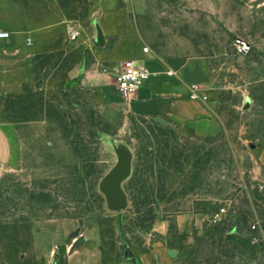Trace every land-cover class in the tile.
I'll return each mask as SVG.
<instances>
[{
  "label": "rangeland",
  "instance_id": "1",
  "mask_svg": "<svg viewBox=\"0 0 264 264\" xmlns=\"http://www.w3.org/2000/svg\"><path fill=\"white\" fill-rule=\"evenodd\" d=\"M65 28L49 35L34 74L3 80L0 125L13 158L0 172V264H68L79 231L103 264H130L163 244L187 248L182 264H264V0H61ZM35 23L58 12L33 0ZM101 30L103 44L96 41ZM69 30L77 38H69ZM237 37L251 48L238 54ZM144 48L156 60L206 59L202 85L222 132L131 113L117 74ZM22 81V82H21ZM112 85L108 92L105 86ZM116 89V90H115ZM130 148L128 205L111 210L99 190ZM226 205V216L209 219ZM189 215L180 231L177 215ZM167 221L166 233L154 230Z\"/></svg>",
  "mask_w": 264,
  "mask_h": 264
},
{
  "label": "crops",
  "instance_id": "2",
  "mask_svg": "<svg viewBox=\"0 0 264 264\" xmlns=\"http://www.w3.org/2000/svg\"><path fill=\"white\" fill-rule=\"evenodd\" d=\"M46 2L56 5L58 13L47 15L41 22L35 23L33 0H0V30L9 32L7 37L0 38V92L4 91L3 80L14 77L19 82L21 77H31L34 74V59L47 49L49 35L65 28L60 14L61 0ZM134 60L150 72V77L137 92L124 99L131 113L189 128L199 137L212 138L222 132V121L212 103L188 97L187 85L197 83L202 86L207 80L209 67L206 59L156 60L143 49ZM167 69L175 70V75H168ZM111 86H105L110 93ZM116 93L122 97L118 89ZM12 158L11 140L0 125V172L10 165ZM259 162L264 167V149L261 150ZM189 215L176 217L181 232L188 229ZM168 226L167 221L155 222L154 230L166 233ZM70 237L74 240V247L67 257L68 264H103L102 251L98 246L76 250L84 239L79 231L73 232ZM187 248H174L161 243L138 256L127 255L126 260L130 264H182ZM169 249L175 250V254H170ZM57 257H54L53 264H57Z\"/></svg>",
  "mask_w": 264,
  "mask_h": 264
},
{
  "label": "built area",
  "instance_id": "3",
  "mask_svg": "<svg viewBox=\"0 0 264 264\" xmlns=\"http://www.w3.org/2000/svg\"><path fill=\"white\" fill-rule=\"evenodd\" d=\"M8 34L5 30H0V38L6 37ZM69 38L75 40L77 38V31L69 30ZM233 45L238 54H246L249 52L251 46L243 38L237 37L233 40ZM145 51H148V48H144ZM166 73L168 75H175V70L167 69ZM150 77V72L140 65L134 59L125 60L121 70L117 74V86L119 93L122 97L127 98L133 93L137 92L141 86H143ZM188 86V97L193 100L207 101V96L204 92V89L201 85L197 83H190ZM227 206L223 205L219 207L213 214H211L210 221L217 222L222 220L226 215ZM251 230L256 232L257 237H254V240L264 238V222H261L259 219L254 220L251 225Z\"/></svg>",
  "mask_w": 264,
  "mask_h": 264
},
{
  "label": "water",
  "instance_id": "4",
  "mask_svg": "<svg viewBox=\"0 0 264 264\" xmlns=\"http://www.w3.org/2000/svg\"><path fill=\"white\" fill-rule=\"evenodd\" d=\"M96 41L103 44L102 33L96 28ZM117 161L114 166L102 177L99 182V190L104 193L107 207L111 210H117L127 207L128 198L123 188V182L127 180L132 173L133 155L126 145L115 147ZM175 250L169 249L170 254H175Z\"/></svg>",
  "mask_w": 264,
  "mask_h": 264
},
{
  "label": "bare ground",
  "instance_id": "5",
  "mask_svg": "<svg viewBox=\"0 0 264 264\" xmlns=\"http://www.w3.org/2000/svg\"><path fill=\"white\" fill-rule=\"evenodd\" d=\"M7 32H8V31H7ZM8 35H9V32H8L7 36H8ZM7 36H6V37H7Z\"/></svg>",
  "mask_w": 264,
  "mask_h": 264
}]
</instances>
